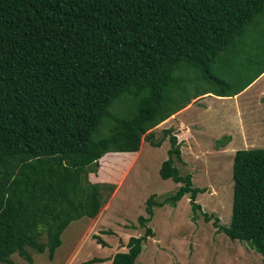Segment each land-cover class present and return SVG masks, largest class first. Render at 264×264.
<instances>
[{
    "label": "trees",
    "instance_id": "trees-1",
    "mask_svg": "<svg viewBox=\"0 0 264 264\" xmlns=\"http://www.w3.org/2000/svg\"><path fill=\"white\" fill-rule=\"evenodd\" d=\"M263 14L264 0H0V264H14V254L28 264L44 252L53 260L68 226L96 218L114 192L90 181L96 163L136 154L142 141L168 140L158 173L181 186L162 202L148 198L137 219L143 235L130 237L111 264L136 263L154 236L147 225L155 207L188 195L193 213L200 210L203 189L175 166L183 163L176 129L158 141L150 130L192 100L232 98L263 76L264 67L247 68L237 86L230 81L244 71L219 72L234 53L229 45ZM197 82L205 88L194 93ZM119 103L128 110L114 116ZM232 179L229 226L207 213L204 220L264 264V149L236 151Z\"/></svg>",
    "mask_w": 264,
    "mask_h": 264
},
{
    "label": "rangeland",
    "instance_id": "rangeland-1",
    "mask_svg": "<svg viewBox=\"0 0 264 264\" xmlns=\"http://www.w3.org/2000/svg\"><path fill=\"white\" fill-rule=\"evenodd\" d=\"M228 49L234 53L219 72L223 77H233L244 71L238 81H230L239 86L241 77L248 73L247 68L252 67L254 74L258 67H264V14L240 38H235ZM203 85L197 82L194 93L204 90ZM251 85L232 98L203 95L192 100L191 109L178 118L187 127L177 137L183 163L175 161V166L181 176H191L193 187L203 189L196 197L201 209L193 213L188 195L176 207H155L147 225L154 236L147 239L135 264H262L261 256L248 245L231 241L203 217V213L213 215L220 225L229 226L233 156L238 150L264 149V74ZM214 86L222 88L220 84ZM127 110L124 103H119L112 114L124 115ZM104 128L106 132L107 124ZM161 129L158 125L150 130L155 141L162 138ZM222 137H225L223 145H217L216 141ZM169 147L168 140L160 147L143 141L137 155L109 154L101 167L99 160L95 180L99 179V172L104 177L107 173L111 177L106 175L102 183L115 186L100 215L91 221L82 218L71 223L62 235V244L53 260L44 252L34 254L32 264H82L92 258L106 260L97 264H111L108 260L112 255L127 251L128 239L144 233L137 219L146 217L148 198L154 195L155 201L162 202L181 186L170 179L162 180L158 173L168 159ZM102 194L107 196V190H102ZM107 231L112 234H104ZM94 235L101 237L107 246L97 244L92 238ZM11 260L14 264H28L16 254Z\"/></svg>",
    "mask_w": 264,
    "mask_h": 264
},
{
    "label": "crops",
    "instance_id": "crops-1",
    "mask_svg": "<svg viewBox=\"0 0 264 264\" xmlns=\"http://www.w3.org/2000/svg\"><path fill=\"white\" fill-rule=\"evenodd\" d=\"M258 79H260V78H258ZM257 81V80H256ZM252 86V85H251ZM251 86H249L247 89H249ZM246 89V90H247ZM245 91V90H244ZM191 108L189 107V106H187L186 108H184L183 110H181V111H179L178 113H176V114H174L173 116H171L169 119H167L166 121H164L163 123H161L160 125L162 126V129L161 130H163V129H166V128H170V127H173L174 129H176V131H177V137L179 138V136H180V134H182V132L184 131L185 132V127H187V126H185V124H183L181 121H178V118L182 115V114H184V113H186L187 111H189ZM159 125V126H160ZM168 126V127H167ZM166 141V140H165ZM143 142V141H142ZM142 142H141V144H142ZM179 142H180V140H179ZM181 143V142H180ZM141 146V145H140ZM140 150V149H139ZM137 154H139V152H137L136 153V155ZM105 175V177H106V175H107V178L108 177H111L109 174H107V173H105L104 174ZM98 177H99V179L98 180H95L96 178H90V181L91 182H93V183H102L103 182V174L102 175H100V173H99V175H98ZM104 177V178H105ZM111 179V178H110ZM112 183V182H111ZM100 214H98V216H99ZM97 216V217H98ZM95 219V218H94ZM94 219H89V221H91V220H94ZM90 224V223H89ZM65 232V231H64ZM102 239V238H101ZM103 240V239H102ZM105 242V241H104ZM124 252H126V251H124ZM112 257H113V255H112ZM101 259H103V258H101ZM108 261H110L111 262V260H108ZM105 262H106V260H105ZM104 263V262H103ZM97 264V263H96Z\"/></svg>",
    "mask_w": 264,
    "mask_h": 264
},
{
    "label": "clouds",
    "instance_id": "clouds-1",
    "mask_svg": "<svg viewBox=\"0 0 264 264\" xmlns=\"http://www.w3.org/2000/svg\"><path fill=\"white\" fill-rule=\"evenodd\" d=\"M210 95V94H209ZM96 165H98V164H96Z\"/></svg>",
    "mask_w": 264,
    "mask_h": 264
},
{
    "label": "water",
    "instance_id": "water-1",
    "mask_svg": "<svg viewBox=\"0 0 264 264\" xmlns=\"http://www.w3.org/2000/svg\"><path fill=\"white\" fill-rule=\"evenodd\" d=\"M96 164H98V162Z\"/></svg>",
    "mask_w": 264,
    "mask_h": 264
}]
</instances>
